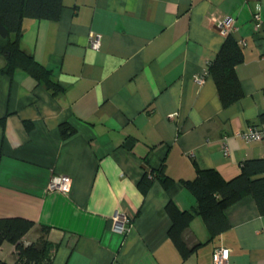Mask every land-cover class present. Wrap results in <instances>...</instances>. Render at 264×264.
<instances>
[{"label": "crops", "instance_id": "1", "mask_svg": "<svg viewBox=\"0 0 264 264\" xmlns=\"http://www.w3.org/2000/svg\"><path fill=\"white\" fill-rule=\"evenodd\" d=\"M226 17L243 50V95L223 105L207 63ZM22 29L21 47L62 87L52 94L26 71L0 74V217L34 220L25 242L44 224L51 264H213L220 245L230 264H264L253 196L224 209L229 226L213 239L195 214L183 238L202 243L185 258L165 210L169 199L194 206L182 180L196 165L228 179L242 160L264 157V139L239 134L264 127V0H62L57 19L24 17ZM159 167L166 181L150 176ZM53 174L68 175L69 186L49 188ZM117 211L130 218L125 233L110 226Z\"/></svg>", "mask_w": 264, "mask_h": 264}, {"label": "trees", "instance_id": "2", "mask_svg": "<svg viewBox=\"0 0 264 264\" xmlns=\"http://www.w3.org/2000/svg\"><path fill=\"white\" fill-rule=\"evenodd\" d=\"M62 7V0H0V19L7 28V35H0V74L12 75L16 70L30 74L37 83L42 84L52 94L62 89L53 77L51 69L42 65L31 52L20 45L22 19L24 17L57 19ZM243 59V50L231 31H227L214 57L207 63L219 99L227 105L243 95L236 65ZM70 125H62L61 132H71ZM240 171L231 178L224 179L214 168H201L196 165V174L191 179L182 180L193 193L195 204L191 208L180 209L172 199L165 204L170 218L167 234L177 247L182 258L187 257L202 242L188 245L183 238V231L195 214H198L208 231V238L213 239L228 228L229 222L224 209L237 202L244 195H251L258 210L264 213V157L242 160ZM153 175L161 181L168 177L163 168ZM148 171L138 182L142 193L149 184ZM35 226V221L23 216L0 217V247L4 241L12 244L11 260L0 258V264H51L54 245L47 240L49 226L39 224L38 235L25 242L24 235ZM212 255V254H211Z\"/></svg>", "mask_w": 264, "mask_h": 264}, {"label": "built area", "instance_id": "3", "mask_svg": "<svg viewBox=\"0 0 264 264\" xmlns=\"http://www.w3.org/2000/svg\"><path fill=\"white\" fill-rule=\"evenodd\" d=\"M255 19V25L257 27L260 26V16L258 13L253 15ZM219 24L221 27L227 31L231 30V18L226 17L219 20ZM89 43L93 48H97L100 43L99 35H90ZM244 137L245 140H258L264 139V127L261 128H252L239 133ZM225 152H227L226 145L224 146ZM70 184V177L68 175H51L48 180V187L49 188H58L61 190H65ZM131 225L130 218L120 212H116L111 216L110 219V226L113 230L125 233ZM212 263L213 264H230L229 262V248L223 245L217 246L212 251Z\"/></svg>", "mask_w": 264, "mask_h": 264}, {"label": "rangeland", "instance_id": "4", "mask_svg": "<svg viewBox=\"0 0 264 264\" xmlns=\"http://www.w3.org/2000/svg\"><path fill=\"white\" fill-rule=\"evenodd\" d=\"M0 64H2L3 60L0 58ZM11 250H12V244L8 241H4L2 244V247L0 249V258L5 259L7 261L11 260Z\"/></svg>", "mask_w": 264, "mask_h": 264}, {"label": "water", "instance_id": "5", "mask_svg": "<svg viewBox=\"0 0 264 264\" xmlns=\"http://www.w3.org/2000/svg\"><path fill=\"white\" fill-rule=\"evenodd\" d=\"M7 28L4 26V24L2 23L1 19H0V35L1 36H5L7 35Z\"/></svg>", "mask_w": 264, "mask_h": 264}]
</instances>
